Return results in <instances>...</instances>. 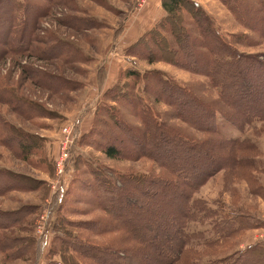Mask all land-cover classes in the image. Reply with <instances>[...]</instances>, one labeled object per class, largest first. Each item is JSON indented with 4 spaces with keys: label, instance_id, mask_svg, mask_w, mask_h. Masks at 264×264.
<instances>
[{
    "label": "rangeland",
    "instance_id": "374dc122",
    "mask_svg": "<svg viewBox=\"0 0 264 264\" xmlns=\"http://www.w3.org/2000/svg\"><path fill=\"white\" fill-rule=\"evenodd\" d=\"M195 1L203 8L206 4L204 9L218 31L238 51L263 58L264 37L258 30L249 29L220 0ZM156 2L0 0V170L15 175L0 176V225H9L0 228V233L31 237L36 242V247L31 245L24 258L6 260L0 251V264H48L41 252L45 239L48 248L53 235L52 223L62 214L60 210L57 214L55 212L59 201L57 196L70 185L75 173L92 183L93 178L87 172L88 165L106 167L126 176H169L168 171L150 157L108 158L99 147L85 143L79 145L81 135L91 127L95 105L100 102L107 87L116 81H126L122 73L126 68L140 72L159 70L202 97H216L205 75L165 61L149 64L142 58L126 55V46H120L118 39L126 19L130 15L137 19L144 17L141 27L144 29L153 17L150 15L155 13ZM146 10L150 12L145 14ZM255 21L246 19L248 24ZM21 35L28 46L26 50V46H18L17 39ZM234 35L237 36L236 42ZM17 47L22 51H17ZM14 96L18 99L14 100ZM19 98L36 105L26 106L22 101L17 102ZM149 99L152 101V97ZM153 106L164 114L166 123L181 128L196 139H214L215 132L196 130L182 118L174 117L175 110L165 102ZM117 107L129 122L138 123L133 111L137 108L132 101L126 102L124 107ZM98 124L96 127L104 129ZM7 125L41 139L39 151L33 153L29 160L22 158L14 146L16 138ZM220 132L223 140L236 138L254 144L255 155L250 163L255 170L237 169L236 162L230 159L229 164L227 157V164L216 170V165L204 162L200 165L202 174L196 188H189L187 184V187L175 190V195L169 194L163 204L164 209L171 213L170 218L176 219L173 233H177L179 214L183 213V208H191L189 217H182L183 227L177 233L183 238L184 251L173 264H204L224 257H228L231 264L244 258L242 252L247 247H264V120L255 117L250 122L244 120L237 127L225 124ZM34 141L31 139V142ZM123 145L125 150L131 148V144ZM63 153L66 154V163L59 173L56 163ZM71 155L79 156L76 167L68 162ZM212 170L214 172L209 176ZM203 175L206 177L203 178ZM4 187L11 188L3 191ZM80 191L85 202H74L68 208L71 212L67 213V217L73 221L68 229L95 243L117 238L123 245L125 233L122 231L109 235L96 233V226L106 222L103 219L108 217L95 207L96 192ZM51 209H55L54 212ZM11 222L16 223L10 226ZM163 223L165 225L166 222ZM39 224L42 232H38ZM232 229L240 230L221 242L207 244L216 240L219 233ZM146 237H149V243H158L155 231L147 233ZM124 244L129 246L131 243L126 241ZM57 247L60 248L59 244ZM53 259L62 261L59 254Z\"/></svg>",
    "mask_w": 264,
    "mask_h": 264
},
{
    "label": "trees",
    "instance_id": "16d2710c",
    "mask_svg": "<svg viewBox=\"0 0 264 264\" xmlns=\"http://www.w3.org/2000/svg\"><path fill=\"white\" fill-rule=\"evenodd\" d=\"M220 1L236 13V17L244 21L249 29L258 30L264 37V0ZM160 5L164 14L126 46V55L142 58L149 64L165 61L201 73L208 78L216 97H202L159 70L140 72L131 67L122 70L126 81H116L105 89L102 99L95 105L91 127L81 135L79 145L85 143L99 147L108 158L150 157L166 169L170 177L126 176L92 164L87 166V172L93 178L92 183L75 173L70 185L57 196L59 201L56 210H50H55L56 214L60 210L62 214L52 223L53 235L45 254L48 264H173L184 251L183 238L177 233L183 227V218L189 217L191 208H183V213L179 214L177 233H173L176 219L170 218L171 213L164 209L163 204L169 194L175 195V190L187 187V184L189 188H196L202 174L200 165L204 162L216 165V170L227 164V157L229 164L230 159L236 162L237 169L255 170L250 163L255 155L254 144L236 138L223 140L219 134L225 124L237 127L244 120L250 122L255 117L264 120V56L259 58L238 51L218 31L211 16L195 0H160ZM247 18L256 21L248 24ZM242 36L245 37L244 34ZM17 40V45L26 46V50L28 46L22 35ZM151 97L152 101L149 99ZM17 99L18 96H14V100ZM19 100L17 102L22 101L26 106L36 105L24 99ZM131 101L137 108V111L133 110L138 119L137 124L129 122L117 107H124L126 102ZM162 101L175 110L176 113H172L174 117L182 118L191 128L205 133L215 132L217 136L214 133L213 137L216 141L210 138L196 139L181 128L166 123L164 114L153 106ZM98 123L104 129L96 127ZM7 126L16 138L14 146L22 158L29 160L33 153L39 151L41 139ZM31 139L35 141L31 142ZM123 144H131V148L125 150ZM78 158L77 155H71L68 162L76 167ZM43 170L48 171L44 167ZM2 175L14 174L0 170ZM97 181L99 183L94 185ZM7 188L11 187H4L3 191ZM83 189L97 193L93 201L95 207L108 217L103 219L106 222L96 226V233L109 235L122 231L125 233L123 245L117 238L106 243H95L68 229L73 223L67 217V213L71 212L68 208L74 202H85L84 195L79 192ZM163 222H166L165 225ZM15 223L11 222L10 226ZM8 226L0 225V228ZM239 230L223 231L216 240L207 244L221 242ZM151 231L157 233L158 243L148 242L149 237L146 235ZM126 241L131 244L125 246ZM31 245L36 247L31 237L0 233V251L6 260L24 258V253ZM57 254L62 261L53 259ZM242 255L244 258L231 264H264V247L249 246ZM229 261L228 257H224L204 264H230Z\"/></svg>",
    "mask_w": 264,
    "mask_h": 264
},
{
    "label": "crops",
    "instance_id": "0c3cea01",
    "mask_svg": "<svg viewBox=\"0 0 264 264\" xmlns=\"http://www.w3.org/2000/svg\"><path fill=\"white\" fill-rule=\"evenodd\" d=\"M156 1H157L156 2L157 7L155 8L156 9L155 13H154V15L153 14L150 15L151 17L152 16L153 17L150 18V20L147 23L148 26L145 27V28H150L153 25V23L156 21V19L164 14V11H163L162 7L160 6V4H158L159 0H156ZM204 4H205V2H204ZM205 6H206V4H205ZM205 6H204V8H207V6L206 7ZM149 12H150L149 10H146L145 14H148ZM132 17L133 16L130 15L126 19L127 22L124 23V30L122 31V34L120 35V37L118 39V42L120 43L121 47H125L128 44H130L131 42H133V40H135V38L138 36V34L139 33L141 34L145 30V28L141 29V27H143V19H144V17H141V18H138V19L135 18V17L134 18H132ZM43 246H45V247H43L44 249L42 248L41 256L45 257V254L47 252V240L46 239H45V241L43 243Z\"/></svg>",
    "mask_w": 264,
    "mask_h": 264
},
{
    "label": "built area",
    "instance_id": "2783aa9c",
    "mask_svg": "<svg viewBox=\"0 0 264 264\" xmlns=\"http://www.w3.org/2000/svg\"><path fill=\"white\" fill-rule=\"evenodd\" d=\"M75 139V138H74ZM73 139V140H74ZM65 157H66V154L65 153H63V154H61L60 155V157H59V159H58V161H57V163H56V168H57V171L59 172V173H61L62 172V170H63V166H64V164L66 163V159H65ZM61 189V188H60ZM59 189V191H61ZM38 232H42V226L39 224L38 225Z\"/></svg>",
    "mask_w": 264,
    "mask_h": 264
}]
</instances>
